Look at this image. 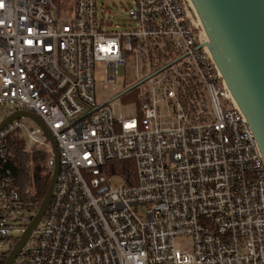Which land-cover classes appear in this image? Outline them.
I'll return each mask as SVG.
<instances>
[{
	"label": "built area",
	"instance_id": "obj_1",
	"mask_svg": "<svg viewBox=\"0 0 264 264\" xmlns=\"http://www.w3.org/2000/svg\"><path fill=\"white\" fill-rule=\"evenodd\" d=\"M71 1L64 19L62 0H0V123L34 114L59 155L15 264H264L262 156L191 3L132 0L126 28L107 30L95 0ZM120 67L124 89L100 100ZM129 94L132 113L117 116L112 102ZM11 133L54 166L33 121L0 129V264L35 214L4 168ZM114 161L132 176L116 179Z\"/></svg>",
	"mask_w": 264,
	"mask_h": 264
},
{
	"label": "water",
	"instance_id": "obj_2",
	"mask_svg": "<svg viewBox=\"0 0 264 264\" xmlns=\"http://www.w3.org/2000/svg\"><path fill=\"white\" fill-rule=\"evenodd\" d=\"M201 22L205 44L236 105L245 116L264 165V0H188ZM39 126L53 153L51 181L44 199L10 250L3 264H15L46 212L59 170L54 136L34 114L17 111L0 123V129L18 119Z\"/></svg>",
	"mask_w": 264,
	"mask_h": 264
},
{
	"label": "trees",
	"instance_id": "obj_3",
	"mask_svg": "<svg viewBox=\"0 0 264 264\" xmlns=\"http://www.w3.org/2000/svg\"><path fill=\"white\" fill-rule=\"evenodd\" d=\"M5 144L4 168L9 170L14 179L21 197V209L30 215L40 207L50 184L52 171L48 167V161L51 154L28 146L26 140L17 133L8 135ZM108 165L114 166V172L118 177L127 180L128 174L132 176V163L130 162L114 161ZM25 254L26 251L19 257V261L26 262L27 255Z\"/></svg>",
	"mask_w": 264,
	"mask_h": 264
},
{
	"label": "rangeland",
	"instance_id": "obj_4",
	"mask_svg": "<svg viewBox=\"0 0 264 264\" xmlns=\"http://www.w3.org/2000/svg\"><path fill=\"white\" fill-rule=\"evenodd\" d=\"M55 5L57 6L56 0H54ZM96 8H97V16L99 19H103L105 23H107V30H124L127 25L128 16L126 14V8L131 6L132 0H95ZM60 9V17L66 19L68 17V11L72 8L71 0H62L58 4ZM99 75H103V72H100ZM125 77L124 69L122 67L119 68L116 81L114 83H109L106 85V88H103V85L100 82H97V88L102 89L99 94V99L102 101L110 100L111 98L117 96L124 88H123V79ZM130 78V75H127ZM143 87H147L144 84ZM141 89V88H140ZM133 94H129L123 96L120 99L112 102L114 110L117 112V116L121 115H130L133 111V106L129 103L132 102ZM162 112H164V107L161 108ZM24 123L28 126H32V123L29 120H24ZM43 151V150H39ZM116 179H120L116 178ZM29 246L25 247V251H27Z\"/></svg>",
	"mask_w": 264,
	"mask_h": 264
}]
</instances>
